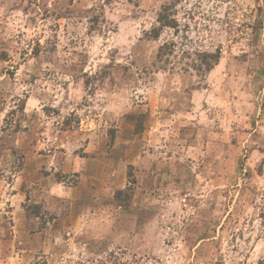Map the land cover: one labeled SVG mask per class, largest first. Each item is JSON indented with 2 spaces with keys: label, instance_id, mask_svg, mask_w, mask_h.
Returning <instances> with one entry per match:
<instances>
[{
  "label": "rangeland",
  "instance_id": "1",
  "mask_svg": "<svg viewBox=\"0 0 264 264\" xmlns=\"http://www.w3.org/2000/svg\"><path fill=\"white\" fill-rule=\"evenodd\" d=\"M0 238L25 264H264V0H0Z\"/></svg>",
  "mask_w": 264,
  "mask_h": 264
},
{
  "label": "trees",
  "instance_id": "2",
  "mask_svg": "<svg viewBox=\"0 0 264 264\" xmlns=\"http://www.w3.org/2000/svg\"><path fill=\"white\" fill-rule=\"evenodd\" d=\"M169 6H163L162 10L159 11L158 15H157V22H158V27H154L151 30V34L153 38H157L159 36V32L161 31V29H163L164 27H175L176 25V21L173 20V18H170V13L171 11L169 10ZM206 55L209 56V53H207ZM215 56L214 58V62L213 63H207L208 69H212L213 65L215 63L218 62V59L220 57L219 54L216 55H212Z\"/></svg>",
  "mask_w": 264,
  "mask_h": 264
},
{
  "label": "crops",
  "instance_id": "3",
  "mask_svg": "<svg viewBox=\"0 0 264 264\" xmlns=\"http://www.w3.org/2000/svg\"><path fill=\"white\" fill-rule=\"evenodd\" d=\"M2 240H3V239L0 238V243L2 242ZM17 255H18V256H17L18 259L16 260L15 255H14V256H11V254L8 253L7 250L1 248V249H0V264H11V261H10V260H13V262L16 261L17 264H21V261L24 260V258H23V254H22V255L17 254ZM11 258H12V259H11ZM22 263L25 264L24 261H23Z\"/></svg>",
  "mask_w": 264,
  "mask_h": 264
}]
</instances>
